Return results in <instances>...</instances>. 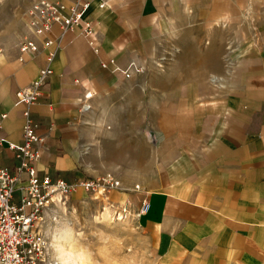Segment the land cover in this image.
<instances>
[{"label": "crops", "instance_id": "obj_1", "mask_svg": "<svg viewBox=\"0 0 264 264\" xmlns=\"http://www.w3.org/2000/svg\"><path fill=\"white\" fill-rule=\"evenodd\" d=\"M7 1L6 20L23 23L15 43L0 50V169L19 165L10 149L22 142L25 127L16 92L30 88L48 66V53L56 52L53 74L32 108L43 139L38 168L70 183L81 181L84 149H98L99 141L119 132L107 131L105 122L133 102L140 124L126 127L129 133L139 128L133 143L139 142L140 159L146 157L140 145L147 133L155 141L150 209L138 218L154 252L180 264H264V0H107L103 7L100 0H86L84 17L94 24L97 52L82 33L84 24L65 33L54 26L53 44L44 49L28 25V11L39 0ZM195 25L208 29L202 36L209 38L216 26L226 38L235 32L234 59L223 45L212 63L199 61L202 72L195 77L142 75L166 34L177 37L171 31ZM27 38L39 46L37 52H21ZM116 69L131 71V78ZM157 85L153 92H130ZM88 93L93 95L87 101ZM147 111L153 112L149 123ZM135 147L108 146L107 163L113 157L134 163L129 154ZM144 192L110 198L136 210Z\"/></svg>", "mask_w": 264, "mask_h": 264}, {"label": "rangeland", "instance_id": "obj_2", "mask_svg": "<svg viewBox=\"0 0 264 264\" xmlns=\"http://www.w3.org/2000/svg\"><path fill=\"white\" fill-rule=\"evenodd\" d=\"M10 9L9 1L0 0V50L7 49L15 43L20 33L16 31L23 23V21L6 20V17L10 16ZM171 32L179 33L177 37L168 33L162 38L159 44L160 54L153 60L148 71L141 72L142 75H147L149 78L195 77L202 72L199 61L206 58L212 63L220 55V46H228V59L233 60L236 54L234 45L238 38L235 37V32H232V37L226 38L219 35L220 31L216 26L210 31L214 32L213 37H204L203 32L209 31L202 25ZM213 46L216 47L211 50ZM231 50H233L232 53ZM158 86L160 87V85L150 86L151 89H140V86H136L130 92L135 94L153 92L152 89ZM129 104L130 106H127L125 110L112 111L108 117L109 120L105 122L107 131L119 130V132L114 136L106 137L105 142L99 141L98 149H84L87 158L81 171L82 179L93 180L112 175L120 182L122 190L105 195L88 193L78 188L65 204L55 203L47 209L40 226L47 247V264H53V249L72 255L84 253L91 264H180L165 262L154 252L152 240L138 224L141 202L139 208L134 210L124 205L128 202L121 203L110 198L112 193L129 194L133 193V190L146 191L143 193L145 195L148 193L149 185H154L152 180L157 168L153 155L155 141L152 134L147 133V141L140 145L146 146V157L140 159L137 149L139 142L133 143L139 135L137 132L139 128L135 131L131 129L129 133L126 127L129 124L137 127L140 124V117L137 109L131 106L133 102ZM152 118L153 112L147 111L148 123ZM141 119H144L143 116ZM122 138L124 143L121 142ZM127 143L136 146L129 154L130 160H134V163L124 164L122 158L115 160L114 157L111 163H107L106 148L127 145ZM104 144L106 147H101ZM138 160L143 161L142 164L137 163ZM137 187L140 190H136ZM77 192H81L79 197ZM124 209L127 210L124 211ZM69 225L70 231H62Z\"/></svg>", "mask_w": 264, "mask_h": 264}, {"label": "built area", "instance_id": "obj_3", "mask_svg": "<svg viewBox=\"0 0 264 264\" xmlns=\"http://www.w3.org/2000/svg\"><path fill=\"white\" fill-rule=\"evenodd\" d=\"M106 1L100 0V6H105ZM87 6L86 0H73L71 5H67L65 0H39L28 11L30 28L43 40V48L49 49L53 44L50 34L54 26H58L65 33L84 24L82 33L97 52L94 24L84 17ZM38 50L39 46L33 40H23L22 53ZM56 56V52H49L48 66L40 71L38 79L30 88L16 92V104L22 107L25 127L22 142L10 145V149L16 152L19 165L14 171L9 168L0 169V264H47L46 242L40 230L46 210L55 203L65 204L78 188L88 193L105 195L122 190L120 182L112 175L93 180L83 178L79 182L70 183L60 176L42 172L37 166L43 153V139L38 134L32 108L44 94L42 87L53 74L51 64ZM103 67L107 68V65L103 64ZM135 70L139 73L143 71L138 67ZM115 71L127 79L132 76L129 70ZM92 95L88 93L86 100ZM89 108L90 105L85 102L83 109ZM1 124L2 118L0 126ZM136 190L140 188L137 187ZM148 197L149 194L145 193L139 208V217L150 209Z\"/></svg>", "mask_w": 264, "mask_h": 264}, {"label": "clouds", "instance_id": "obj_4", "mask_svg": "<svg viewBox=\"0 0 264 264\" xmlns=\"http://www.w3.org/2000/svg\"><path fill=\"white\" fill-rule=\"evenodd\" d=\"M71 226H66L62 231H70ZM53 264H91L90 259L84 253L72 255L68 252H60L53 249Z\"/></svg>", "mask_w": 264, "mask_h": 264}, {"label": "bare ground", "instance_id": "obj_5", "mask_svg": "<svg viewBox=\"0 0 264 264\" xmlns=\"http://www.w3.org/2000/svg\"><path fill=\"white\" fill-rule=\"evenodd\" d=\"M81 189V188H80ZM83 190V189H82ZM78 193V192H77Z\"/></svg>", "mask_w": 264, "mask_h": 264}]
</instances>
